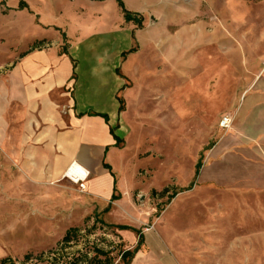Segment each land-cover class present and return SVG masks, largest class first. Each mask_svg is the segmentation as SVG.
Returning a JSON list of instances; mask_svg holds the SVG:
<instances>
[{
	"label": "rangeland",
	"instance_id": "rangeland-1",
	"mask_svg": "<svg viewBox=\"0 0 264 264\" xmlns=\"http://www.w3.org/2000/svg\"><path fill=\"white\" fill-rule=\"evenodd\" d=\"M94 3L91 0L90 4ZM90 4L86 0H0V61L12 59L30 37L50 30L61 39L60 50L67 49L65 33L50 25L65 26L76 41L90 36L94 31L85 22L98 10ZM157 10L161 15L153 32L160 40L163 54L169 50L167 42L171 39L203 44L192 47L193 50L177 48L176 55L181 61L177 63L175 104L170 101L174 78L169 62L157 63L162 71L160 77H146L143 73L123 75L120 69L115 70L125 86L116 96L122 117L116 127L121 130L120 137L112 151L116 155L111 169H97L107 180L106 185L113 179V200L105 191L95 188L94 171L86 181L74 182L64 174L38 173L41 170L37 168L38 161L32 159L31 167L27 168L24 160L10 158L9 150L0 149V260L9 258L5 264H42L43 259L34 257L54 246L68 228L75 226L89 229L80 247L86 242L105 250L116 246L111 253L112 264H126L117 250H132L139 242V232L142 245L131 261L141 252L157 249L156 245L162 241L168 244L170 233L184 228L185 223L192 225L190 231L199 254L202 242L216 234L218 153L234 150L238 135L235 130L238 108L232 102L234 92L237 90L243 98L252 88L264 91V26L257 25L264 19V0H162ZM79 15L84 25L80 31L81 22L76 20ZM147 22L148 26L155 25L152 20L145 22L143 17L142 26L133 24V28L143 29ZM52 43L53 38H48L39 47ZM136 44L132 36L133 50H137ZM202 49L218 62L208 63L209 72L203 76L205 72L201 69L194 73V78L204 82L205 91L223 97L220 109L204 117L200 110L188 114L180 107L185 99L186 62ZM218 65L221 72L216 68ZM88 67L89 63L80 62L79 76L83 79ZM241 77V86L236 87V78ZM99 86L103 96L98 104L101 101L109 106L107 86ZM224 116L230 119L228 128L219 125ZM198 162L200 167L193 187L172 196L191 182ZM259 196L264 201V195ZM204 197L213 201L203 204ZM117 225L127 229L118 230L114 227ZM250 227L257 228L259 235L260 254L255 256V264H264L262 206L256 222L242 224L241 231ZM149 236L154 246L147 244ZM27 253L33 254L32 258L24 260ZM245 257L250 260L249 254ZM195 259L198 260L194 264H202L200 257ZM155 261L152 257L151 262Z\"/></svg>",
	"mask_w": 264,
	"mask_h": 264
},
{
	"label": "crops",
	"instance_id": "crops-1",
	"mask_svg": "<svg viewBox=\"0 0 264 264\" xmlns=\"http://www.w3.org/2000/svg\"><path fill=\"white\" fill-rule=\"evenodd\" d=\"M86 1L91 3V0ZM121 1L127 9L142 15L145 22L152 20L155 25L148 26L147 22V27L135 29L131 22L123 20L116 0H94V5H90L97 6L98 10L93 12L91 20L84 21L94 31L90 36L76 41L65 26L50 25L65 33L67 53L60 52L61 39L54 30H50L47 34L30 37L27 45L12 59L0 61V67L8 66L5 71L0 70V149L9 150L10 158L24 160L27 168L31 167L32 159L38 161L37 168L41 169L38 173L42 174L66 176V170L76 162L89 175L95 172V188L99 192L105 191L110 200L115 197L113 179L109 186L108 183L106 185L107 180L97 169L110 170L115 159L113 149L116 142L110 128L120 137L121 130L116 127L121 110L116 96L120 90L123 92L125 86L123 78L115 70L120 69L123 75L143 73L146 77H160L162 71L157 63L169 62L174 78L173 86H170V101L175 104L177 63L181 61L176 55L177 48L203 47L202 42L194 44L192 40L180 42L171 39L167 42L169 50L163 54L160 40L153 32L161 15L157 8L162 0ZM76 20L81 22L78 25L80 31L84 27L82 16H77ZM263 21L257 22L258 27L264 26L261 24ZM132 36L137 42V50L130 52ZM41 38H53L54 44L27 51L33 40ZM80 62L89 63L86 79L79 76ZM211 62H218V59L204 49L186 62L185 99L180 107L188 114L200 110L204 117L220 109L222 94L205 91L204 82H197L194 78V73L201 69L205 76ZM146 63L151 66L146 67ZM216 68L221 72L219 65ZM238 79L236 87L241 86L242 77ZM101 85L107 86L109 106L101 101L98 104L103 93L97 86ZM251 91L246 92L243 98L240 92H234L232 102L238 108L235 149L218 153L216 234L210 236L208 233L199 254L190 231L192 225L185 223L180 230L171 228L175 233H170L168 244L159 242L157 249L141 252L131 261L142 245L140 242L129 264H194V260H198L196 257L202 259V264L256 263L255 256L260 254L257 228L241 231L242 224L256 222L259 206L264 208V201L259 196L264 195V91L259 88ZM94 113L106 114L108 121ZM109 152L110 159H107ZM76 171L80 173L79 169ZM198 172L195 169L191 182L179 190L191 189ZM191 184L192 187L186 189ZM201 201L208 205L213 200L204 197ZM119 226L114 227L127 229ZM153 241L149 236L147 244L154 246ZM248 254L250 260L245 257ZM152 257L157 261L151 262Z\"/></svg>",
	"mask_w": 264,
	"mask_h": 264
},
{
	"label": "trees",
	"instance_id": "trees-1",
	"mask_svg": "<svg viewBox=\"0 0 264 264\" xmlns=\"http://www.w3.org/2000/svg\"><path fill=\"white\" fill-rule=\"evenodd\" d=\"M102 1V0H97ZM118 7L121 10L123 20L125 22H131L132 24L136 25L138 28L142 26L143 17L137 12L131 11L127 9L123 2L121 0H116ZM64 38V33H63ZM47 41V38H41V39H35L33 40L27 48V51L33 50L35 48H38L41 44L45 43ZM133 49L131 48L130 52ZM61 53H67V49H63L60 51ZM74 77V76H73ZM121 110V109H120ZM104 118L105 122L108 121V117L106 114H96ZM110 133L115 139V142L117 143L119 141V138L114 134V130L110 128ZM115 143V144H116ZM104 167L109 168L107 164H103ZM196 173L198 172V168L200 167V163H197L196 166ZM192 187V184L187 187L186 189H189ZM178 191H174L172 196L176 195ZM111 199H114L112 196ZM101 225H104L100 221ZM96 227V222L93 225V228ZM120 229H124L126 227L119 226ZM89 232V229H87L84 226H75L68 228L63 237L55 243L54 246L50 247L46 251H42L39 254H37L34 258L39 260H42V264H112L113 263V257L111 256V253L114 252L117 248L116 246H110L109 249L105 250L104 248L98 246V244H95L92 242L90 245L89 242H86L82 247H80V244L83 239L87 238V233ZM139 242L138 245L133 249H118L119 256L121 259L126 261V264H129L131 258L137 251L140 242H141V233L139 232ZM86 241V240H85ZM69 250V251H66ZM31 253H27L24 255V260H28L32 258ZM9 258H4L0 260V264H5V262Z\"/></svg>",
	"mask_w": 264,
	"mask_h": 264
},
{
	"label": "bare ground",
	"instance_id": "bare-ground-1",
	"mask_svg": "<svg viewBox=\"0 0 264 264\" xmlns=\"http://www.w3.org/2000/svg\"><path fill=\"white\" fill-rule=\"evenodd\" d=\"M76 168L79 169V172L81 173V175H80V173H78V171H76L77 170ZM88 174L89 173L87 172V170L82 168L76 162H73L71 168L66 170V176L69 177L74 182H79L78 178H81L82 182L86 181L88 178Z\"/></svg>",
	"mask_w": 264,
	"mask_h": 264
},
{
	"label": "built area",
	"instance_id": "built-area-1",
	"mask_svg": "<svg viewBox=\"0 0 264 264\" xmlns=\"http://www.w3.org/2000/svg\"><path fill=\"white\" fill-rule=\"evenodd\" d=\"M219 125L222 128H228L229 125H230V119H229V117H227V116L222 117L221 120H220Z\"/></svg>",
	"mask_w": 264,
	"mask_h": 264
}]
</instances>
